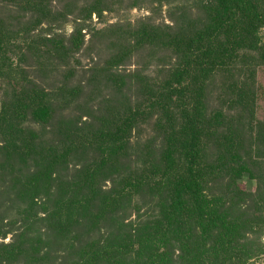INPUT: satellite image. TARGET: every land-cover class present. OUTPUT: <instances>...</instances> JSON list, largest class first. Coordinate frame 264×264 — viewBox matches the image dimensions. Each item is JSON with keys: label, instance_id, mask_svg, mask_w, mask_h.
Instances as JSON below:
<instances>
[{"label": "trees", "instance_id": "16d2710c", "mask_svg": "<svg viewBox=\"0 0 264 264\" xmlns=\"http://www.w3.org/2000/svg\"><path fill=\"white\" fill-rule=\"evenodd\" d=\"M213 2L212 24L195 40L187 42L181 62L159 90L144 89L145 101L136 103L122 92L114 97L116 104H110L107 98L106 114L95 113L91 124L66 125L65 133L72 134L75 142L70 146L64 144L63 150L58 147L59 137L53 140L51 148L38 147L30 155L12 141L9 146L0 141V239L11 237L9 244L0 245V264H256L251 261L264 256V247L254 239L256 225L239 218L245 211L243 205L221 208L205 191L208 186L204 183V141L211 139L212 132L201 112L208 111L206 104L210 101V96H203V84L223 73L228 66L226 61L233 63L234 55L253 48L250 46L259 43L260 35L264 36V10L253 0ZM51 6L50 0H0V56L12 46L15 24L22 26L26 35L32 31L23 22L21 14H25L34 17L31 25L36 28L47 26L38 33L47 42L43 46L46 54L51 61L59 62V69L68 68L67 56L83 45L86 20L79 18L83 14H71L76 30L70 43H66L56 34ZM91 15L92 11L88 18ZM60 17L67 20L65 14L59 13ZM146 34L134 35L135 46L146 45ZM224 39L226 43H222ZM213 40H219V45H206ZM178 42L175 39L170 46L178 47ZM131 55L122 47L112 57L118 59L113 67L123 65ZM23 79L29 87L25 85L19 93L21 98L16 102L21 106L12 108L15 110L10 113L11 120L2 116L7 111L0 115V138L10 140L17 132V119H30L44 126L46 135V127L51 132L57 129L59 135L60 126L53 127L52 120L75 100L66 92L68 85L59 87L53 99L35 105L27 101L29 92L38 96L45 93L39 85L31 87V81ZM124 86V81L117 82L119 91ZM228 103V111L221 108L215 112V128L219 130H224L229 111L235 109L234 98ZM253 108V103L243 104L249 116L254 114ZM156 117L164 123L159 125L163 132L160 137L165 138L164 148L157 146L151 163L133 169V133L138 134ZM6 129L8 136L3 134ZM82 129L83 139L77 135V130ZM262 132L256 140L264 147ZM19 133L24 134V130ZM245 136L244 128L239 126L224 139L227 147L221 163L227 161L225 173L229 172L232 187L250 172L251 162L240 155L248 152L243 147ZM70 167L74 169L72 175ZM208 172L213 178L212 167ZM106 184H110V189H105ZM260 184L257 195L263 201L264 186ZM153 188L167 195L158 200L155 193L146 213L137 206L136 219L128 221L127 211L134 194ZM10 213L11 225H4Z\"/></svg>", "mask_w": 264, "mask_h": 264}, {"label": "rangeland", "instance_id": "374dc122", "mask_svg": "<svg viewBox=\"0 0 264 264\" xmlns=\"http://www.w3.org/2000/svg\"><path fill=\"white\" fill-rule=\"evenodd\" d=\"M50 1L52 3L50 8L55 15L51 17V21L56 27V34L66 43H70L76 30L71 14L75 13L73 14L75 16L83 14L79 18L86 20L83 24V45L78 52L73 55L71 52L72 56H67L70 60L69 67L59 69V62L48 58L46 47H43L47 42L44 36L38 35L42 29H47V26L44 24L36 28L34 24L31 25L34 17L25 16V14H21L23 22L32 31L26 35L24 28L15 24L12 28V37L14 36L12 46L9 52H4L0 56V115L7 111L6 115H2L6 116L5 119L11 120L10 113L15 110L12 108L21 106L16 100L21 98L19 93L26 88L25 85L29 87L24 77L27 81H31V87L39 85L40 90L45 93V95L38 96L29 92L27 101L31 104H41L53 99V95L59 87H64V84L68 85L67 94L75 99L66 110L60 112V115L58 113L52 120L53 127L60 126L59 135L56 132L57 129L51 132V129L46 127V130L49 129L46 135L44 126L30 119L24 122H20L22 119H17L14 121L17 132L11 136L10 140L8 137L0 138V141L8 143V146L12 141L18 148L28 150L29 155L30 153L35 154L38 147L51 148L53 140L57 137H59V150H63L64 144L70 146L75 139L72 138V134L65 133L66 125L76 122L84 127L85 123L91 124L93 122L91 118H94L95 113L101 111L102 116L106 114V109L109 108V106L104 107L107 98L110 99L108 100L110 104H116L114 97L121 95L122 92L125 97L136 103L145 101L147 97L144 89L148 87L156 91L171 76L173 70L181 62L183 52L187 50V42L195 40L200 33L207 30L212 24L215 10L213 0ZM253 1L264 10V0ZM91 11L92 15L88 18ZM59 13L67 15V20L63 17L59 18ZM62 21L66 22L62 23ZM14 22L17 23V21ZM143 32H147L148 42L142 47H137L134 35ZM148 32L153 34H148ZM175 39L179 41L178 47L170 46ZM259 39L257 45L250 46L253 48L241 50L234 55L233 63L226 61L225 64L228 66L223 73L210 77V80L203 84V96L205 99L210 96V101L206 104L208 111L205 112L202 109L201 112L212 132L211 139L204 141L207 143L204 162L207 167V176L204 183L208 186L205 191L209 199L216 200L221 208L229 205L236 207L237 204H242L245 211L239 215V218L256 225L257 235L254 239L264 247V199L262 201L257 195L260 182L262 183L260 185L264 186V147L260 141L256 140L258 136L263 135L262 131H264V36L261 34ZM222 43H226V39L222 40ZM206 45L218 46L219 40H213ZM122 47H126L132 55L124 61L123 65L113 67L118 59L113 60L112 57ZM107 69L111 70L110 73L106 71ZM113 75L114 77H111ZM101 81L104 83L99 86ZM118 81L120 83L124 81L125 86L122 91L118 90ZM232 98L236 101L235 109L232 112L229 111L231 114L225 122L224 130H219L215 128V112L221 108L224 109L223 111H228V101L230 100L231 103ZM245 103H253V115L249 116L247 112L245 113L243 109ZM249 109H252L251 105ZM242 117L245 118L242 119ZM162 123L156 117L150 124L144 125L138 134L133 133V146L130 152L133 169L151 163L155 157L152 152L155 148L157 149V146L164 148L165 138L160 137L162 127L159 126ZM239 126L244 128V133H246L243 147L248 151L240 155L242 158L245 156V160L250 161L251 166L249 167L250 172L244 174L240 181L238 180V185L232 187L231 179H228L229 172L225 173L228 166L227 161L221 163V155L227 147L225 136ZM21 129L24 130V134L19 133ZM84 129L77 130L79 138L84 136ZM7 133H9L8 130L3 131L4 136H8ZM234 139L236 145V137ZM41 142L44 143L43 146ZM209 167H212L213 178L209 175ZM69 171V175H72L73 167H70ZM260 177L263 182L259 180ZM106 186V190L110 189V184ZM156 191L157 189L153 188L146 193L140 191L134 194L135 197L127 211L130 214L128 221L136 219L137 206L142 213H146L148 204H151L150 199L155 193L157 194L154 198L158 200L163 194L167 195L165 191ZM11 216L10 213L3 222L4 225H11L8 223ZM248 236L250 237V234H247ZM10 238V236L5 240L1 238L0 245L9 244ZM251 262L264 264V256L253 259Z\"/></svg>", "mask_w": 264, "mask_h": 264}]
</instances>
